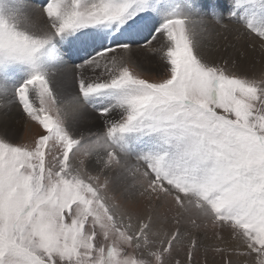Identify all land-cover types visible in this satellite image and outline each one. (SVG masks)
Segmentation results:
<instances>
[{
    "label": "snow or ice",
    "instance_id": "1",
    "mask_svg": "<svg viewBox=\"0 0 264 264\" xmlns=\"http://www.w3.org/2000/svg\"><path fill=\"white\" fill-rule=\"evenodd\" d=\"M0 264H264V0H0Z\"/></svg>",
    "mask_w": 264,
    "mask_h": 264
},
{
    "label": "rangeland",
    "instance_id": "2",
    "mask_svg": "<svg viewBox=\"0 0 264 264\" xmlns=\"http://www.w3.org/2000/svg\"><path fill=\"white\" fill-rule=\"evenodd\" d=\"M76 62H79L78 60Z\"/></svg>",
    "mask_w": 264,
    "mask_h": 264
}]
</instances>
